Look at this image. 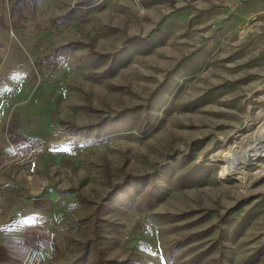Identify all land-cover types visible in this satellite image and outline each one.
<instances>
[{
	"label": "rangeland",
	"instance_id": "obj_1",
	"mask_svg": "<svg viewBox=\"0 0 264 264\" xmlns=\"http://www.w3.org/2000/svg\"><path fill=\"white\" fill-rule=\"evenodd\" d=\"M13 1L3 227L53 264H264V161L243 181L220 168L229 135L264 122V0Z\"/></svg>",
	"mask_w": 264,
	"mask_h": 264
},
{
	"label": "crops",
	"instance_id": "obj_2",
	"mask_svg": "<svg viewBox=\"0 0 264 264\" xmlns=\"http://www.w3.org/2000/svg\"><path fill=\"white\" fill-rule=\"evenodd\" d=\"M4 115L0 111V165L11 159L12 144L4 132ZM5 212L0 211V264H53L54 249L24 238L27 229L3 227ZM33 232V231H32ZM57 264V263H55Z\"/></svg>",
	"mask_w": 264,
	"mask_h": 264
},
{
	"label": "bare ground",
	"instance_id": "obj_3",
	"mask_svg": "<svg viewBox=\"0 0 264 264\" xmlns=\"http://www.w3.org/2000/svg\"><path fill=\"white\" fill-rule=\"evenodd\" d=\"M260 122V121H259ZM257 125V123H256ZM246 133H232L223 145L221 171L228 175L238 174L240 180L246 179L243 168L247 165L262 166L264 161V122ZM220 172V171H219Z\"/></svg>",
	"mask_w": 264,
	"mask_h": 264
},
{
	"label": "trees",
	"instance_id": "obj_4",
	"mask_svg": "<svg viewBox=\"0 0 264 264\" xmlns=\"http://www.w3.org/2000/svg\"><path fill=\"white\" fill-rule=\"evenodd\" d=\"M23 1H25V0H14L13 1V7L16 10H20L21 7L23 6V5H21V2H23ZM119 120L122 122V123H120V125L124 124L125 119L120 117L119 114L117 113L113 117H105V119L102 118V120L100 122L93 124V125H90V126H85V125L79 126L77 124H71L70 128H73L76 132H80L83 135L89 137L88 135L96 134L97 132L103 133L104 132L103 130H105L104 128H106V127L109 128L110 126L113 127V125H116L115 122H117ZM103 126H105V127H103ZM123 182L120 184H115V185L111 186L110 194L113 195L120 187H122V185L124 184ZM150 193H151V191L149 192V194ZM103 205H104L103 201L99 202L93 212L98 214L99 211L101 210V208L103 207ZM166 215L170 216L169 214H166ZM86 244H88V243H86ZM79 258H81V257H79ZM193 258H196L197 260H199L200 256H199V254H194ZM73 264H76V261H74Z\"/></svg>",
	"mask_w": 264,
	"mask_h": 264
}]
</instances>
